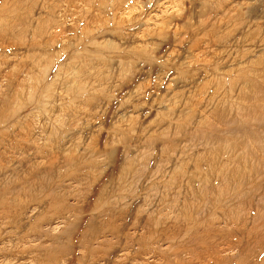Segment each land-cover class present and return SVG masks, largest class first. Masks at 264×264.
I'll return each mask as SVG.
<instances>
[{
	"label": "rangeland",
	"instance_id": "obj_1",
	"mask_svg": "<svg viewBox=\"0 0 264 264\" xmlns=\"http://www.w3.org/2000/svg\"><path fill=\"white\" fill-rule=\"evenodd\" d=\"M239 229L264 240V0H0V264H264Z\"/></svg>",
	"mask_w": 264,
	"mask_h": 264
},
{
	"label": "bare ground",
	"instance_id": "obj_2",
	"mask_svg": "<svg viewBox=\"0 0 264 264\" xmlns=\"http://www.w3.org/2000/svg\"><path fill=\"white\" fill-rule=\"evenodd\" d=\"M216 99L217 98L212 96V97H210V102L212 103ZM223 99H224V97H222L218 101V103H220ZM35 105H36L35 109H37V104H35ZM181 216H180V219H181ZM224 235L230 239L227 241V245H228L229 249L238 250V259L240 258V260L243 263L244 262L250 263L251 258L260 257L259 254H261V251L258 250V247H256L255 244H258V246L259 245L263 246L264 240L262 239V241H261V239H258L257 237H255L254 236L255 233L252 230H249V232L245 233L243 230L239 229V230H235V231H229V232L225 233ZM248 235H252V236H248ZM183 236H184L183 238L187 244L192 245V244L197 243V244L208 245V246L220 245V243H216L217 242L216 239L218 237H222V235H219V232L216 231L215 229H213L211 227V225L208 223L206 224V228L204 229V231H200V232L199 231H193V229L191 228L187 232H184ZM224 243H222V244H224ZM259 262H263V261H261V259H260Z\"/></svg>",
	"mask_w": 264,
	"mask_h": 264
}]
</instances>
